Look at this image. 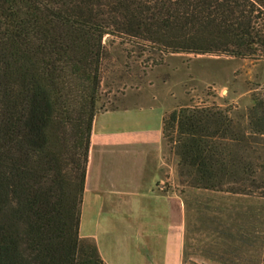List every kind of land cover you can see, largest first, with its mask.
<instances>
[{
  "label": "trees",
  "instance_id": "trees-1",
  "mask_svg": "<svg viewBox=\"0 0 264 264\" xmlns=\"http://www.w3.org/2000/svg\"><path fill=\"white\" fill-rule=\"evenodd\" d=\"M108 35L245 57L264 47V0H0V264H107L80 220ZM260 136V98L237 117H164L181 182L200 189L264 199Z\"/></svg>",
  "mask_w": 264,
  "mask_h": 264
},
{
  "label": "rangeland",
  "instance_id": "rangeland-1",
  "mask_svg": "<svg viewBox=\"0 0 264 264\" xmlns=\"http://www.w3.org/2000/svg\"><path fill=\"white\" fill-rule=\"evenodd\" d=\"M104 42L99 112L154 100L166 108L165 115L182 106L215 105L237 117L249 111L254 98L264 100V47L237 57L157 52L130 37L108 35ZM255 146L264 156V137ZM165 159V190L177 191L186 204L184 262L261 264V192L212 191L182 183L178 159L166 138Z\"/></svg>",
  "mask_w": 264,
  "mask_h": 264
},
{
  "label": "crops",
  "instance_id": "crops-1",
  "mask_svg": "<svg viewBox=\"0 0 264 264\" xmlns=\"http://www.w3.org/2000/svg\"><path fill=\"white\" fill-rule=\"evenodd\" d=\"M165 113L152 100L95 117L80 235L107 264H184L186 204L163 184Z\"/></svg>",
  "mask_w": 264,
  "mask_h": 264
}]
</instances>
